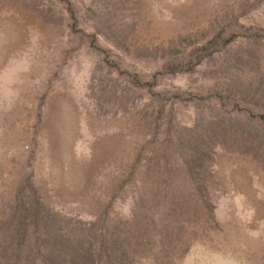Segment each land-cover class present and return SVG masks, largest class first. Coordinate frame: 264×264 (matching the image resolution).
I'll list each match as a JSON object with an SVG mask.
<instances>
[{
  "label": "rangeland",
  "instance_id": "rangeland-1",
  "mask_svg": "<svg viewBox=\"0 0 264 264\" xmlns=\"http://www.w3.org/2000/svg\"><path fill=\"white\" fill-rule=\"evenodd\" d=\"M0 264H264V0H0Z\"/></svg>",
  "mask_w": 264,
  "mask_h": 264
}]
</instances>
